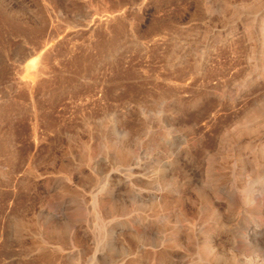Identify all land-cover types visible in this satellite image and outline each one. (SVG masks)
I'll use <instances>...</instances> for the list:
<instances>
[{
	"label": "rangeland",
	"instance_id": "rangeland-1",
	"mask_svg": "<svg viewBox=\"0 0 264 264\" xmlns=\"http://www.w3.org/2000/svg\"><path fill=\"white\" fill-rule=\"evenodd\" d=\"M263 20L0 0V264H264Z\"/></svg>",
	"mask_w": 264,
	"mask_h": 264
},
{
	"label": "bare ground",
	"instance_id": "bare-ground-1",
	"mask_svg": "<svg viewBox=\"0 0 264 264\" xmlns=\"http://www.w3.org/2000/svg\"><path fill=\"white\" fill-rule=\"evenodd\" d=\"M263 23H264V20H263ZM262 26H264V25H262ZM28 51H30V50H28ZM29 54H30V52H29ZM38 70V69H37ZM40 70V69H39ZM39 70L36 72V73H39ZM41 71V70H40ZM35 74V73H34ZM36 75V74H35ZM35 75H34V77H35ZM254 101V100H253ZM255 101H257V100H255ZM254 101V102H255ZM254 102H252V103H254ZM253 105V104H252ZM257 112H259L258 110H257ZM260 113V112H259ZM256 114H258V113H255V115ZM258 115H256V117H257ZM253 117H254V115H253ZM252 117V118H253ZM251 118V119H252ZM246 124V123H245ZM104 204V203H103ZM104 209V208H103ZM263 214V213H262ZM261 230H260V232L259 233H264V229L263 228H260ZM199 251L198 252H200V253H202L203 255H206V258H208V247L206 246V245H199ZM200 253H198V254H200ZM203 257V256H202ZM201 258V257H200ZM202 259V258H201ZM204 259V258H203ZM210 261V260H209ZM216 263V262H215ZM213 264V263H212Z\"/></svg>",
	"mask_w": 264,
	"mask_h": 264
}]
</instances>
